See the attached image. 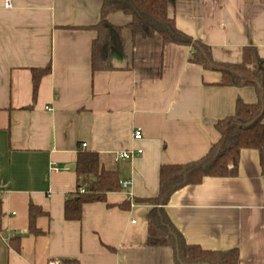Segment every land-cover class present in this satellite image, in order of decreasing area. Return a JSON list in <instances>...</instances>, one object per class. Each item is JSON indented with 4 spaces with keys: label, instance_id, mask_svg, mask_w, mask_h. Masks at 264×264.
<instances>
[{
    "label": "crops",
    "instance_id": "obj_1",
    "mask_svg": "<svg viewBox=\"0 0 264 264\" xmlns=\"http://www.w3.org/2000/svg\"><path fill=\"white\" fill-rule=\"evenodd\" d=\"M0 0V264H173L168 248L147 246L158 170L202 158L220 138L214 126L233 115L236 99L256 102L251 87L219 85L218 73L189 63L191 48L163 45L158 36L133 38L113 53L114 71L92 72L90 30L103 0ZM175 26L211 48L213 60L241 61L252 46L264 58V0H169ZM50 66L33 96L31 70ZM264 122V119H263ZM136 130L141 138L135 140ZM96 152L125 190L84 204L79 221H65L66 197L77 191L76 154ZM138 156L114 163L122 151ZM132 195V199L129 198ZM45 234L27 230L28 207ZM128 204V206H126ZM165 212L189 245L236 249L239 264H264V180L255 150H242L234 178H205L174 192ZM20 239V252L9 245Z\"/></svg>",
    "mask_w": 264,
    "mask_h": 264
},
{
    "label": "trees",
    "instance_id": "obj_2",
    "mask_svg": "<svg viewBox=\"0 0 264 264\" xmlns=\"http://www.w3.org/2000/svg\"><path fill=\"white\" fill-rule=\"evenodd\" d=\"M169 0H103L99 21L90 28L94 33L91 42V71H114L113 53L122 55L125 43L122 27L114 26L107 20L114 13L130 18L128 29L133 38L150 39L158 36L163 45H177L191 48L188 62L205 71L220 74L221 87H251L256 102L245 103L236 99L234 113L215 123L220 138L211 144L207 153L197 161L185 164H165L158 170V192L156 196L136 200L151 208L146 215L147 246L168 248L172 252L173 264H239L236 249L225 251L205 250L197 245H189L175 229L166 215L165 205L170 196L186 187L202 183L205 178H234L238 174L242 150H255L259 157V168L264 180V58L257 49L247 46L242 49L241 61L224 64L213 60L211 48L200 40H194L175 26L168 14ZM50 72V66L31 70L33 96L36 95L40 79ZM77 191L66 197L63 206L65 221H79L84 204L104 202L106 195L121 191L119 174L115 170H105L96 152L79 148L76 154ZM80 188L83 192H80ZM0 196V233L3 212ZM128 206V204L126 205ZM47 216V212L35 205L28 207L27 230L34 237L45 233L36 227V220ZM11 248L20 252V239L9 240ZM62 264H78L76 260H64Z\"/></svg>",
    "mask_w": 264,
    "mask_h": 264
},
{
    "label": "built area",
    "instance_id": "obj_3",
    "mask_svg": "<svg viewBox=\"0 0 264 264\" xmlns=\"http://www.w3.org/2000/svg\"><path fill=\"white\" fill-rule=\"evenodd\" d=\"M4 6L6 8H9L11 6L10 2L7 0L4 4ZM133 138L135 140H139L141 138V133L139 130H136L133 134ZM86 147L85 144H82L81 145V148L84 149ZM139 154H141V151L140 150H135V151H122V152H117L115 155H114V163L115 164H118L120 162H124V161H127V160H130L136 156H138ZM120 184V187H121V190H125L128 186H129V182L128 181H120L119 182ZM80 192H83V189L80 188L79 189ZM129 198L132 199V195L129 194Z\"/></svg>",
    "mask_w": 264,
    "mask_h": 264
},
{
    "label": "water",
    "instance_id": "obj_4",
    "mask_svg": "<svg viewBox=\"0 0 264 264\" xmlns=\"http://www.w3.org/2000/svg\"><path fill=\"white\" fill-rule=\"evenodd\" d=\"M75 165H71V166H68L66 169H68V170H74L75 169Z\"/></svg>",
    "mask_w": 264,
    "mask_h": 264
}]
</instances>
